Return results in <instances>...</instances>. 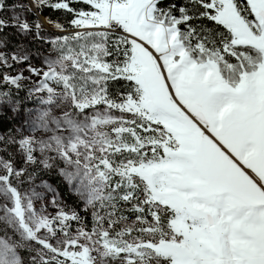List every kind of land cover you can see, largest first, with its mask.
Listing matches in <instances>:
<instances>
[{"label": "snow or ice", "instance_id": "obj_1", "mask_svg": "<svg viewBox=\"0 0 264 264\" xmlns=\"http://www.w3.org/2000/svg\"><path fill=\"white\" fill-rule=\"evenodd\" d=\"M30 5L0 0V264H264V0Z\"/></svg>", "mask_w": 264, "mask_h": 264}, {"label": "rangeland", "instance_id": "obj_2", "mask_svg": "<svg viewBox=\"0 0 264 264\" xmlns=\"http://www.w3.org/2000/svg\"><path fill=\"white\" fill-rule=\"evenodd\" d=\"M18 3H26V4H29V6H31L30 0H20ZM32 15H34V14H29V16H28L29 21L33 20ZM37 18H38L39 22L43 25V28H44V32L42 33L43 35H48L54 31L51 29V26L48 25L41 16H37ZM11 39L15 42L20 38L12 36ZM23 42L28 45L29 50H31L33 52H36L37 50H39L40 52L47 54V46L42 44L41 42H39V41L32 42L30 40H24ZM33 60L37 64L40 62L39 59H37L36 57H33ZM25 75H27V72H25ZM27 107L29 108V110H31V109L37 107V105L32 104L31 106H27ZM3 116L8 118L7 121L11 125H14V124L19 125L22 122L21 118H15L14 119L13 116L11 114H9L7 108L4 109ZM37 182L39 183V180Z\"/></svg>", "mask_w": 264, "mask_h": 264}, {"label": "trees", "instance_id": "obj_3", "mask_svg": "<svg viewBox=\"0 0 264 264\" xmlns=\"http://www.w3.org/2000/svg\"><path fill=\"white\" fill-rule=\"evenodd\" d=\"M20 0H6L7 4H12V3H18ZM47 15H52L53 19H56L54 14H50L47 11H45L44 15H39L41 16L45 22L47 23L45 16ZM33 20L38 19L37 15H32ZM48 24V23H47ZM49 25V24H48ZM51 29L54 30L51 26ZM31 103L26 102V106H31ZM6 125L11 126L10 123L7 121V117L3 116ZM41 179L48 181L50 184H52L58 191L61 193V195L64 197V199L69 203V204H74L76 202L75 197L68 191L67 186L60 180V178L53 172L51 174H42Z\"/></svg>", "mask_w": 264, "mask_h": 264}]
</instances>
